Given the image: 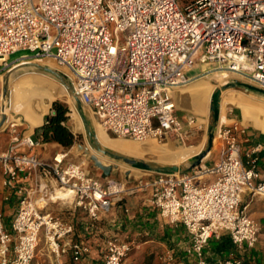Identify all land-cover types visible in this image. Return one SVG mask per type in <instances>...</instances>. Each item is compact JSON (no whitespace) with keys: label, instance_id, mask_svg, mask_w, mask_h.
<instances>
[{"label":"built area","instance_id":"obj_1","mask_svg":"<svg viewBox=\"0 0 264 264\" xmlns=\"http://www.w3.org/2000/svg\"><path fill=\"white\" fill-rule=\"evenodd\" d=\"M179 1L0 0V76L24 61L52 60L88 108L95 132L101 128L123 139L177 142L200 130L207 134L208 120L194 113L179 118L172 92L200 75L190 74L197 62L203 71L236 72L264 89V0ZM112 25L125 33L124 43L113 38ZM19 49L35 55L9 62ZM232 113L231 108L226 115ZM230 119L217 127L213 165L155 172L129 188L150 189L149 203L160 219L183 225L191 264H248L235 250L254 247L260 239L261 225L243 195L264 199L259 168L264 143L243 150L251 141L249 127ZM8 121L7 113L5 126ZM11 131L12 144L0 153V164L2 183L19 196V207L9 226L0 211V264H32L41 240L55 264H68L65 256L79 264L92 252L90 242L78 236L73 220L48 208L81 210L93 226L102 220L112 224L125 184L109 178L104 182L63 147L43 159L33 151L40 140L21 135L15 124ZM25 179H33V185H20ZM225 234L235 250L211 260L208 245ZM134 246L117 236L108 239L102 264H123ZM166 259L174 260L173 254Z\"/></svg>","mask_w":264,"mask_h":264},{"label":"bare ground","instance_id":"obj_2","mask_svg":"<svg viewBox=\"0 0 264 264\" xmlns=\"http://www.w3.org/2000/svg\"><path fill=\"white\" fill-rule=\"evenodd\" d=\"M40 62L41 63H38L37 61H24L16 64L8 71L23 70L24 73L15 79L14 74L10 76V92L8 96L3 99L2 109L5 113H8L9 116L12 111L15 114H19V118H23L33 128L42 124L43 116L48 112L53 101L62 100L68 103L72 108L70 120L71 129L76 133L82 134L84 132V124L75 106L73 95L66 85L45 75L43 72L37 70L36 66L30 65L29 63H37L52 68L59 67L52 60H44ZM59 69L63 71V68ZM232 76H239V74L229 71H216L209 76L200 77L190 81L185 85L186 87L184 89H181V86L174 88L176 92L177 106L188 111L206 114L207 111H202L204 109L202 107H208L211 95L215 91V87L211 83V80L214 79L223 84L229 82ZM220 97L221 108L219 123L226 121L231 122V119L227 118L225 113L228 105H233L241 110V123L243 125L255 128L264 133V98L254 97L253 94L242 88L224 90L221 92ZM196 98H201L204 101H196ZM96 132L98 141L103 147L124 155L143 157L170 165H179L185 163L190 158H194L204 150L206 144L205 137L204 140L197 145L185 146L180 149L171 143L157 145L151 140L136 143L130 139L108 135L101 128H98ZM72 150L77 154H83L85 162H87V159L91 154H97L104 163L110 161L108 157L103 156L95 149L86 150L83 153L84 148H82L80 144H76ZM126 170L140 172L148 171L142 168L132 167L131 165H127Z\"/></svg>","mask_w":264,"mask_h":264},{"label":"rangeland","instance_id":"obj_3","mask_svg":"<svg viewBox=\"0 0 264 264\" xmlns=\"http://www.w3.org/2000/svg\"><path fill=\"white\" fill-rule=\"evenodd\" d=\"M189 1L190 0H180L179 3L181 5H184L186 2H189ZM111 31H112V35H113L114 39L120 40L121 43L125 42V33H123V32L118 33L116 31H114L113 25L111 26ZM24 55L34 56L35 53L31 52L28 49H19L16 52L12 53L8 57V60H9V62H15V61H18L19 59H21ZM38 63H41V62H38ZM36 69L38 70L37 66H36ZM216 71H219V70H213L211 67H207V69L205 71H203L202 65L199 62H197L195 67L193 68L192 72H190V74L196 75L198 73H201L198 77L194 78V79H197L200 77L209 76ZM22 73H24L23 70H14L10 74L5 73L3 77L0 76V84H1L2 88L8 87V92H10L9 91L10 83L8 84V82H7L8 79L10 78V76L12 74H14V79H15L16 77L22 75ZM43 73L45 75L51 77V78H54L58 82H62L61 80L56 78L53 74H50L47 72H43ZM232 80L242 82V83L251 84L246 79H244L240 76H232L230 81H232ZM211 83L214 85L215 89L221 88L222 91L225 90L223 85L226 83L221 84L214 79L211 80ZM185 87H186L185 85L181 86V89H184ZM211 99H212V95H211V98L209 100L208 107L207 108H205L204 106L202 107V108H204L202 111H204V112H205V110L207 111L206 114L190 111V112L196 114L197 116H199L200 118H204V119L208 120L209 127L212 124V115H211V111H210ZM58 101L66 103L65 101H62V100H58ZM193 101H195V100H193ZM196 101H202L203 102L204 100L199 98ZM220 101H221V97H220ZM53 102L51 103L49 110L46 113L47 115H50L52 113ZM2 104H3V101H0V106ZM66 104L70 108L69 119L67 121V125L71 129L70 120H71L72 108L68 103H66ZM220 108H221V104H220ZM231 108L233 109V113L231 115L230 114L226 115ZM83 110H84V113L86 114V116L87 115L89 116L88 108L84 106ZM186 113L187 112L185 110H179L178 111L179 118L182 120ZM11 115L14 118L20 117L19 114H15L13 111L11 112ZM225 115L229 119L232 117H236L239 121L242 120L241 110L238 107L233 106V105H228ZM21 121L26 123V121L23 118H21ZM200 121H202V120H200ZM225 123H230V122L226 121V122L219 123V121H218V125L219 124H225ZM83 124H84V122H83ZM209 127H208V130H209ZM249 128L252 129V127H249ZM71 131L76 135V142L74 143L73 146H71L68 149L71 152L70 158L73 161L84 163V165L87 167V169L90 171L91 174L101 178L104 182H105V180H107V178H109V179H114V180L120 181L123 184H125L124 200L120 204L121 207L117 206V209H115V211H114V218L116 219V221L113 222L112 224H115L116 227L114 230L112 229V231H110L108 234L109 235L108 239H110L114 236H117L121 240L131 241L134 243L135 246H134L133 250L127 255V257H125L123 264H170L172 262H174L175 264H191L192 256L188 255V253L186 252V245L188 243V237H187V232H186L185 228L183 227V225H177L176 226V225H171V224L163 222L160 219L158 212L156 210H154L155 214L153 215V217L155 218V221L152 223H149V225H146L144 223V224H140V226L135 224L133 226L129 225L128 228L125 227V225H126L125 222L127 221V218L125 217V215L123 213H127V215H128V212H126L125 207L128 208L130 211L137 209V203L133 201L135 196H137L141 193L142 194L146 193L145 191H143V192L142 191H139V192L134 191L133 192L129 188L135 186V184L140 179H143V180L149 179L153 174H155V172H150V171L140 172V171L130 170V176H127L126 175V171H127L126 169H127L128 164H126L124 162H118L115 160V158H111L110 156H107L108 159H110V161H112L113 163H118L119 168L117 170H114L113 173L111 174V176L105 177L103 175L102 171L94 166L93 161L87 159V162H85V159H84L85 157L83 154H77L74 150H72V148L76 144H80V145L84 146L83 153L86 151V149H88V150L93 149L90 142H89V137H88L85 125H84V132L82 134L76 133L72 129H71ZM114 137H116V136H114ZM204 138L206 139V144H205L204 150H206L207 144H208L207 143L208 131L206 134L205 130H200L198 132L197 136L186 140V142H177L173 139L170 141L169 140L161 141V140H157L155 138H148L146 140H151L157 145H163V144H170L171 143L175 147H178L181 149L185 146L197 145V144L201 143L204 140ZM130 140L134 141L136 143H141V142L145 141V140H134V139H130ZM60 148H62V146ZM107 149H109V148H107ZM214 151L217 152L216 150H214ZM126 156L133 157V158H136L139 160H144L146 162L152 163L155 168L160 164H165V163L160 162V161H154V160L143 158V157H134V156H130V155H126ZM194 163H195L194 158H190L185 163H181L179 165L182 166L184 170H186V169L190 170L194 166ZM208 165L211 166L212 162H210ZM130 198H132L133 200ZM144 215L145 214L141 213V211L136 212V217L137 216H143V218L145 219L146 215L145 216ZM108 224H110V223H105L103 226L109 227L110 225H108ZM98 234H99V237L101 239H105V237H107L105 235V233L103 234L102 230H100V232ZM106 241H108V240H106ZM99 242H101V241H99ZM106 244L100 243L97 246L99 253H100L99 254V260H100L99 264L103 263V258H104L105 254L103 253L104 251L101 252V250L103 248H105ZM40 245H41V242L39 243V246L36 250V255L38 253V249H39ZM45 247L47 250L46 244H45ZM207 249L211 254H213V250H214L213 244H211V246L208 247ZM47 252H48V250H47ZM169 252H171L173 254L174 260L166 259V258H168ZM36 259H37V257L34 258V260H36Z\"/></svg>","mask_w":264,"mask_h":264},{"label":"crops","instance_id":"obj_4","mask_svg":"<svg viewBox=\"0 0 264 264\" xmlns=\"http://www.w3.org/2000/svg\"><path fill=\"white\" fill-rule=\"evenodd\" d=\"M192 72V71H191ZM201 74V73H198ZM193 75V74H191ZM174 99L176 100V92L175 89L172 92ZM177 103V102H176ZM179 110H185L178 107ZM187 113H192L188 110H185ZM186 113V114H187ZM178 114V112H177ZM47 114H44L43 116V122L46 120ZM12 124H15L17 127V131L21 135H27L34 138L35 128L41 126H35L31 127L27 122L19 121L17 118H14L11 114L9 116L8 124L0 129V153L6 151L9 146L12 144V137L13 133L11 131ZM248 136L250 137L251 141L248 143L243 144V150H246L248 147H250L253 143H264V133L260 130H257L255 128L248 129L247 131ZM198 133L192 137L197 136ZM190 137V138H192ZM189 138V139H190ZM61 146L57 142H40V144L33 148L34 152H37L43 159H47L52 153H54L57 150H60ZM23 150H29L25 147H21ZM217 148L213 146L211 152L205 158L203 161L205 164H209L210 162L213 163L218 158V151ZM259 168L264 173V151L260 153V160H259ZM33 179H25L21 180L19 182L20 185H25L26 187L33 185ZM3 173H2V167L0 164V211L2 212L4 216V222L7 226L10 225V222L12 220L13 214L19 207V196L14 193L13 191L7 190L3 185ZM143 192V191H142ZM146 193H141L137 196H135L134 202L137 203V209L135 210H128L127 213H123L125 217L127 218V221L125 222V227H129V225L133 226L135 224H146L149 225V223H152L155 221V218L153 215L155 214L154 208L151 207L149 203V199L151 197L150 189L145 190ZM9 193L10 199L6 200L4 196ZM243 203H249V211L253 218H255L261 225V234L260 239L258 243L254 247H244L242 250H235L233 244L232 248H229L226 251H217L216 247L225 237H229L228 234H225L220 240H212L208 247L213 244V254H211L207 249V255L211 260H217L219 258H225L227 255L235 250L236 254L243 257L245 262L248 264H264V199L260 197H251L248 194L243 195ZM118 207H121L119 204ZM48 209L54 211L57 214H60L62 217L73 220L76 223V231L78 236L83 237L85 240L89 241L92 246V252L86 257V259L79 264H99V250L98 245L100 243L106 244L109 237V232L114 230L116 225L115 224H108L109 227L103 226L99 227L98 224L96 226H93L92 222H90L89 218L86 216L85 213H83L81 210H75L70 207L61 209L59 206L52 205ZM117 209V208H116ZM141 211V213L145 214V219L143 216H137L136 212ZM146 220V221H145ZM92 224V225H91ZM100 230L103 231V234L107 237L105 239H101L99 237ZM101 239V240H100ZM230 239V237H229ZM101 241V242H99ZM150 241V240H149ZM207 247V248H208ZM37 257L36 260L33 261L32 264H55L54 257L50 254V252H47L45 247L44 240H41V245L38 249V253L35 256ZM64 260H67L68 264H73L70 260L69 256H65Z\"/></svg>","mask_w":264,"mask_h":264},{"label":"water","instance_id":"obj_5","mask_svg":"<svg viewBox=\"0 0 264 264\" xmlns=\"http://www.w3.org/2000/svg\"><path fill=\"white\" fill-rule=\"evenodd\" d=\"M29 64L37 66L38 70L41 72H47V73L53 74L56 78L61 80L63 84L66 85L68 90L73 95V98L75 101V106H76V108H77V110H78V112L82 118V121L84 122V125H85L86 130H87V134H88V132H91V134H92L93 141L96 144V147H94L89 140L92 148L95 149L97 152L101 153L103 156H106V157L110 156L111 158H115L116 161L124 162L128 165H131L132 167L142 168V169H145L148 171H155V172H159V173H179L182 171L189 170V169L184 170L183 167L180 165H170V164H160L155 168L152 163L146 162L144 160H139V159H136L133 157H129V156H126L124 154H121V153L115 152L113 150L107 149L106 147H103L100 144V142L98 141V138H97L96 132L94 130V127L92 125L90 117L88 115L84 116L80 112V108L82 110L84 109V104L82 103V101L80 100V97L75 92L74 87H73L72 83L70 82L69 78L55 68H52V67H49L46 65H39L37 63L36 64L29 63ZM29 64H26V65H29ZM12 71H14V70H11L10 72H7L6 74H10ZM7 82L9 84V79ZM223 87L225 88V90H228L231 88H242V89H245L246 91L250 92L251 94H253L254 97L264 98V89L260 88L258 86H255L253 84L242 83V82L232 80V81H229L226 84H224ZM3 88H4V97H7L9 94L8 87H3ZM221 92H222L221 88H216L212 94L211 106H210V111H211V115H212V124L208 130V140H207L208 144H207L206 150L202 151L200 154H198L194 157V160H195L194 166L200 165L205 160V158H207V156L209 155V153L211 152V150L213 148L214 139H215V135H216L217 127H218V121L220 118V95H221ZM83 112H84V110H83ZM6 121H7V113H5V111L3 110V114L0 117V129L5 126ZM80 146L82 148H84V146H82V145H80ZM86 150L88 151V149H86ZM88 159L93 161L94 166L97 167L98 169H100L105 177L111 176L113 171L117 170L119 168L118 163H113L112 161H109L108 163H104L97 154H91ZM126 175L130 176V171L127 170Z\"/></svg>","mask_w":264,"mask_h":264},{"label":"trees","instance_id":"obj_6","mask_svg":"<svg viewBox=\"0 0 264 264\" xmlns=\"http://www.w3.org/2000/svg\"><path fill=\"white\" fill-rule=\"evenodd\" d=\"M69 112L70 108L66 103L58 100L54 101L52 113L46 116V120L41 126L35 128L34 137L41 142H57L63 148L69 149L76 142V135L67 125ZM80 112L82 115L86 116L81 108ZM88 137L92 145L96 147L91 132H88ZM121 203L122 202H120V204ZM105 223H107L105 220L98 222L100 227ZM229 248H232V241L229 237H225L216 247L217 251H226ZM170 264L175 263L172 262Z\"/></svg>","mask_w":264,"mask_h":264}]
</instances>
